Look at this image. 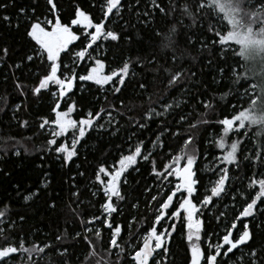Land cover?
Instances as JSON below:
<instances>
[{"label": "trees", "instance_id": "trees-1", "mask_svg": "<svg viewBox=\"0 0 264 264\" xmlns=\"http://www.w3.org/2000/svg\"><path fill=\"white\" fill-rule=\"evenodd\" d=\"M54 3L64 24L71 25L77 6L94 23L104 19L105 0ZM0 4L8 5L0 8V247H18L23 240L25 248H44L30 258L26 252L12 254L7 264H134L131 257L153 227L160 203L177 183L170 176L161 187L160 179L153 174L152 161L156 170L163 172L165 165L185 151L196 156L194 203L210 194L206 190L211 187L210 181L218 177L219 169L228 168L227 194L223 199L213 198L200 216V245L207 251L209 237L217 242L255 197L259 186L249 187L251 180L264 176V108L260 117L256 115L231 133L225 134L220 123L244 111L257 110L255 105L263 98L264 67L254 76L240 46L229 42L221 45L217 36L218 32H230L231 20L264 34V0H156L159 7L152 0H122L120 14L113 11L105 21L106 30L114 31L118 39L98 41L100 47L92 55L105 63L106 74L130 62L129 75L119 93H113V86H120L118 78L103 88L77 78L72 91L60 101L62 111L75 103L72 118L77 121L89 111L95 114L105 109L97 121L105 127L94 125L67 165L54 149L65 141L70 145L72 132L50 146L51 128L40 127L44 118L55 119V98L51 93L56 86L39 95L32 91L48 71L47 61L27 60L28 55L35 57L34 42L26 34L29 26L36 17L54 19L51 6L47 0H0ZM5 15L10 17L8 21L3 20ZM72 27L81 36L69 46L75 53L83 46L84 37L82 28ZM162 35L170 37L166 46L161 44ZM61 59L62 71H67L63 69L67 64L70 69L75 67L78 75L86 74L93 63L86 59L74 66V57L67 53H62ZM176 73L179 78L170 84ZM167 105L172 107L165 112ZM150 110L154 112L147 119ZM108 112H112L111 124L107 123ZM140 141L142 153L152 155L148 161L138 158L137 164L124 174L120 185L124 199L113 197L117 211L108 217L102 208L106 197L96 181L98 166L111 168L122 155L133 152ZM234 142L235 162L221 163ZM181 162L184 165L186 160ZM31 193L36 195L25 202L24 197ZM153 196L157 197L155 201ZM179 202L177 195L165 218L155 225L162 232L175 224V231L165 241L167 252L157 249L149 264H190L191 246L183 214L179 219L171 217ZM257 209L254 217H241L237 222L233 236L238 238L247 224L252 238L234 250L235 255L229 254L228 264H252L245 253L253 250L257 264H264V198ZM221 212L225 215L217 220ZM93 217L101 220L89 223ZM105 218L112 229L101 223ZM116 226L121 229L117 236L120 247L110 243ZM89 228L94 230L87 231ZM95 229L100 230L99 236ZM93 251L96 255H90Z\"/></svg>", "mask_w": 264, "mask_h": 264}, {"label": "snow or ice", "instance_id": "snow-or-ice-1", "mask_svg": "<svg viewBox=\"0 0 264 264\" xmlns=\"http://www.w3.org/2000/svg\"><path fill=\"white\" fill-rule=\"evenodd\" d=\"M48 4L51 6L49 11L53 13L54 19H48L45 17L44 20H40L39 17H36L35 20L30 24L27 31V36L34 42L35 45V57L33 55H28L27 60L32 61L34 58H39L42 62L47 61L48 71L42 75L39 79V83L35 86L32 91L34 95H39L42 90H50V86H56V91L52 92L51 95L55 98V104L52 109L55 114L54 120H48L44 118L40 124L41 129H44L46 126L51 128V136L53 137L48 141L50 146L57 145V139L66 136L70 131L72 132L71 145L65 141L64 143L59 144L55 147V152L63 159L64 164L67 165L72 161V159L78 154L77 145L80 141L86 136L87 132L90 131L95 125L97 128H104V124H98L97 121L101 119V114L105 112L104 108H101L100 111L93 114L89 111L86 117L81 118L79 121L74 120L71 116L72 112L75 110V103L68 106L66 111L60 110V101L71 92L74 83L79 79V81H90L96 85L103 88L104 85L110 84L113 82L114 78L119 77L118 83L120 86H113V93H119L121 87L125 83V77L129 75V64L130 62H125L123 66L112 71L110 74L105 73V63L92 55L93 52H96L100 47L98 41L111 39L116 41L118 35L112 30H106L105 21L108 19L109 15L115 10V14L118 16L121 12L119 7L121 0H105V4L102 5V10L104 11V19L98 23H94L92 18L81 10L78 6L75 11V18L72 19L71 25L64 24L61 21V18L57 13V8L54 3V0H47ZM154 6L159 7L156 4V0H152ZM203 6V5H201ZM8 7L7 4H0V8ZM35 11V10H33ZM160 11L163 12L164 9L160 8ZM21 13L25 12V9H20ZM148 15L147 12L144 13ZM9 16H3V20L8 21ZM72 26H79L83 29L84 42L83 46L79 51L73 53L70 49L75 41L81 39V36L78 35ZM94 30V31H90ZM219 37V43L221 45H227L231 37V33L224 35L217 33ZM170 40V37L162 35L161 44L167 45ZM95 46V47H94ZM91 50V51H89ZM4 54H7V49H4ZM67 53L70 56H73L72 61L74 66H79L80 62L92 60V66L89 67L86 71V74L78 75L75 71V67L69 68V65L64 64L63 69L67 71H62V59L61 54ZM19 67V65H17ZM58 73H60L58 75ZM134 75V73H133ZM179 73H176L172 76L170 84H174L179 78ZM21 87V85H17ZM143 88L144 85L141 84ZM172 105H167L165 107V112L171 108ZM154 110H150L147 114V119L152 118ZM156 115H162V113H155ZM109 119L108 124H111L113 121L112 112L107 113ZM243 113H239L234 116L232 119H224L220 123L224 126V133L227 134L234 122L239 120V126L243 125V120L240 119L243 116ZM23 124H27V121H24ZM141 128L146 127L145 124L139 125ZM163 133H161L162 135ZM159 141V136L157 137ZM143 141H140L136 146L133 152H130L128 155H122L118 162L113 165L111 168L104 166L103 164L98 166L96 172V181L102 186L103 193L106 197V202L102 205L104 212L108 217L111 216L113 212L117 211L116 206L113 203V197L117 200H123L124 196L121 194V179L124 174L128 171L129 168L136 165L138 158H142L145 161H148L152 155L151 152L147 154L142 153ZM221 148L224 147V142L221 140L219 142ZM237 144L234 142L231 144L230 148L227 150L226 154L223 156L221 163L232 164L236 159ZM19 153H17L18 155ZM184 159L186 162L181 166V160ZM196 161V156L191 152H182L180 155H177L173 158L171 164L164 166V171H157L155 168V161L153 163V174L157 176L161 181V187L163 183L167 181V178L170 176H175L178 182L175 184L174 188L169 190V194L166 199L160 203L157 210V215L155 216V221L153 227L148 231L147 235L143 238V244L135 251L134 255L131 257L134 264H149L150 259L153 257L154 252L157 249L163 248L167 252V247L165 246V241L171 236V232L175 231V224L169 225L168 228L164 229L162 232H158L155 225L159 224L167 214V210L172 206L173 199L177 197L178 193H181V198L178 208L171 213V217L179 219L183 214V223L187 228V239L191 245L190 253L191 260L190 264H228V261L231 259L229 254L235 255L234 250L239 249V246L247 244V242L252 238L249 231L248 225H243V230L239 233L238 238L233 236V230L237 227V222L241 217H254L257 212V202L262 201L264 198V176L259 179L255 177L251 180L249 187L254 185L259 186V190L256 193L255 197L246 203V206L243 207L242 211L239 213L229 226L225 228V232L222 236L217 238V242L213 243L211 237H209V242L207 245V251L202 250L200 241H201V231L203 227V221L200 219V216L203 214L202 210L208 205L213 203V198L223 199V196L227 194L226 182L229 180L228 168H220L218 177L210 181L211 187L206 191H210V194H206L199 203L193 202L194 193L197 191L196 185L198 180L195 178L196 174L193 171V165ZM83 175V173H81ZM103 177H106L105 180ZM126 178L124 183H126ZM43 186H47V181ZM36 193H31L24 197L25 202L30 200ZM156 196L152 197V200L155 201ZM54 207L55 205H51ZM0 215H3L0 212ZM225 213L221 212L220 216L217 217V220L221 216H224ZM23 219V217H21ZM95 220H101L100 217H93L89 223H93ZM102 224L107 226L109 229H112L113 226L107 220V218L101 221ZM94 229L89 228L87 231H93ZM97 236H99L100 230L95 229ZM3 232V229H0V233ZM121 232L119 226H116L111 232V246L120 247L117 244V236ZM79 235V233H77ZM123 250V249H121ZM44 248L33 246L31 248H25L24 242L21 240L19 246L7 245L0 247V264H7L8 258L17 252L28 253L29 258L32 253H42ZM241 251H243L241 249ZM90 255H96L93 251ZM252 260V264H257L255 257L257 253L255 250L250 253H245ZM219 258V259H218ZM97 264H102V262H97ZM153 264H159V262L153 261Z\"/></svg>", "mask_w": 264, "mask_h": 264}, {"label": "rangeland", "instance_id": "rangeland-1", "mask_svg": "<svg viewBox=\"0 0 264 264\" xmlns=\"http://www.w3.org/2000/svg\"><path fill=\"white\" fill-rule=\"evenodd\" d=\"M113 11H115V10H113ZM229 24H230V26H229L230 32L229 33H231L229 43H237L240 46V48H241L240 52H242V56L246 60L247 64L250 65L252 72L254 73V76L258 75L259 73L257 74V72H260L261 69H263V67H264V40L257 39L255 41H253L251 39L253 34L254 33L259 34V33L257 31L254 32L253 30H250V29L245 28V27H240L234 20H231L229 22ZM58 75H59V73H58ZM116 78L119 79V77H116ZM262 88H263V90L261 93H262L263 98L259 99L258 103H256L255 107H257V110L254 111V109H250V110L244 111V113H243L244 115L240 117V119L243 120V125L239 126V120L234 122L232 125V128L230 129V131L228 133H231L235 130H238V129L244 127V125L247 124V122H251L254 118H256V115H258L259 117L262 115L261 112H262V109L264 108V86ZM71 116H72V114H71ZM180 163H181V166H183L182 162H180ZM193 171H194V165H193ZM173 178H175V180H177V178L175 176H173ZM177 182H178V180H177ZM177 195L179 196V199H180L181 193H178ZM175 199H176V197L173 199V202L175 201ZM258 203H259V201L257 202V204ZM242 218H246V217H242ZM155 253H156V251L154 252L153 257L155 256ZM149 263H150V261H149Z\"/></svg>", "mask_w": 264, "mask_h": 264}, {"label": "clouds", "instance_id": "clouds-1", "mask_svg": "<svg viewBox=\"0 0 264 264\" xmlns=\"http://www.w3.org/2000/svg\"><path fill=\"white\" fill-rule=\"evenodd\" d=\"M251 39L253 41L257 40V39H260V40H264V34H253V36L251 37Z\"/></svg>", "mask_w": 264, "mask_h": 264}, {"label": "water", "instance_id": "water-1", "mask_svg": "<svg viewBox=\"0 0 264 264\" xmlns=\"http://www.w3.org/2000/svg\"><path fill=\"white\" fill-rule=\"evenodd\" d=\"M74 27H77V26H74Z\"/></svg>", "mask_w": 264, "mask_h": 264}]
</instances>
